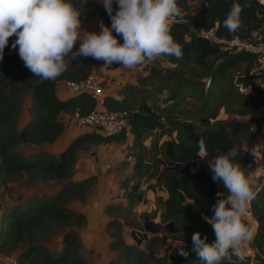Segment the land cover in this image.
<instances>
[{
  "label": "trees",
  "instance_id": "1",
  "mask_svg": "<svg viewBox=\"0 0 264 264\" xmlns=\"http://www.w3.org/2000/svg\"><path fill=\"white\" fill-rule=\"evenodd\" d=\"M197 2V6L194 7L189 6L186 0H178L179 6L184 11V16L182 21L173 23L171 35L182 46V58L192 60L200 66L201 75L208 77L210 81L214 79L216 82H225L227 78L232 79L237 75L238 83L246 85L249 78L259 79L260 74L254 55L245 51L236 53L222 51L218 43L211 42L194 32L192 25H200L205 30L213 28L218 37L227 39L235 35L246 37L251 31L264 24V0H198ZM233 2H239L241 5L248 3L250 6L244 8L242 12L240 29L230 33L223 26V21ZM80 7L82 10L81 19L89 17L96 9L90 1L83 2ZM113 35L116 34L113 33ZM9 39L14 42L16 37L13 36ZM118 42L123 43V40ZM12 50L13 48L7 45L4 49L3 59L0 60V185H5L9 179L22 171L32 175L36 174L38 178L44 180L58 178L66 179V181L54 194L34 195L25 203L12 205L2 213L0 217V250L9 253L18 249L25 242L28 244L16 256L18 264H26L27 260L32 259L34 255L42 256L43 261L48 264H83L82 258L77 253L80 243L76 232L64 231L61 238L62 247L56 254L46 251L43 246L34 242L36 234L40 230H48L54 226L62 228L72 218L75 221L84 220L82 213H75L66 206L71 198H77L80 201L85 199L86 184L92 178L85 177L80 180L68 178L75 162L76 152L81 148L84 140L71 141L57 155L48 153L44 149L20 152L15 148L18 144L25 142L39 145L52 143L65 128L64 123L59 119L62 112L72 113L78 110L85 113L99 108L95 98L89 93H80L66 99H59L55 90L56 84L62 80L86 79L92 72L91 64L88 60L77 63L70 62L67 71L61 76L55 80H43L34 76L24 66V63L16 61L18 58L9 52ZM167 58L172 63L180 61L175 57ZM253 67L255 68L254 74L248 77L238 75L241 71L249 72ZM171 74L175 77V87L170 98H175L178 87H195L197 85L193 77ZM118 94V98L105 95L101 107L116 111L124 110L128 114L129 131L132 132V142L128 147L133 150L129 153L133 172L119 182V187L124 190L129 203H133L137 198L132 179L144 176L148 168L152 167L153 173L146 175V178L154 177L155 184L163 187L168 193L165 200L160 195L156 196V209L159 207L163 209L159 212L160 219L163 222L172 221L174 224H178L181 216L190 212L191 217L196 220L192 229L199 232L202 238L207 234L208 243L214 242V231L204 217L211 218L214 214L213 205L219 199L217 193L226 197L228 192L222 182L212 179L209 166L217 155L235 148L238 152L235 160L248 174L250 164L247 154L241 147L245 126L239 128L233 119H217L218 111L223 105L222 100L217 102L214 110L211 111L207 108L206 118L212 122H202L201 128H199V125H194L191 120L177 118L176 115L164 120L159 109L148 111L149 107L145 103L146 97L137 86L124 85ZM25 95L30 97L28 118L18 128L22 99ZM257 104L259 103H253L239 113L246 114ZM154 129L168 135L175 132L176 140L164 141L157 152L150 154L151 162L149 164L145 160L146 146L143 145L142 140L145 133ZM83 136L109 141L123 139L124 133L103 137L90 131ZM202 138L206 143L209 155L206 159L200 158L189 166L191 175L178 172L177 169L169 166L170 164H179L181 167L188 165L198 154V142ZM157 153L159 156L156 155ZM193 176H197L198 181H195ZM255 198L254 207L258 209V216L261 219L254 234L253 243L257 245L258 250H261L264 245V187L259 189ZM6 213L10 214L8 226L4 223ZM184 240L188 256H182V260L178 264H203L196 253L191 251V236L184 237ZM126 249V255H130L131 247L126 246ZM141 255H143V251H139L135 258L139 261L142 260ZM252 264L261 263L254 262Z\"/></svg>",
  "mask_w": 264,
  "mask_h": 264
},
{
  "label": "rangeland",
  "instance_id": "2",
  "mask_svg": "<svg viewBox=\"0 0 264 264\" xmlns=\"http://www.w3.org/2000/svg\"><path fill=\"white\" fill-rule=\"evenodd\" d=\"M85 1L93 3L96 9L89 17L81 19L82 29L98 34L101 21L105 26L110 27L111 20L102 0H80V5ZM197 1L186 0V3L189 6L196 7ZM112 10L114 15L117 11L116 0H112ZM113 33L116 34L114 31ZM117 38L118 41L122 39V37ZM12 43L13 41L9 39L8 46L10 48H12ZM79 44L80 41H77L73 51L79 48ZM9 52L18 58L16 61L19 60L20 63H23L18 55V46ZM66 59H69L71 63L88 60L92 68L91 73L101 81L105 93L108 88H111L110 91L112 92H118L124 85H137L146 97V105L152 109H159L158 111L164 120L167 117L176 115L177 118L191 120L194 125H199L198 127L201 128L200 124L202 122H212V120L206 118L207 108L211 111L214 110L216 104H218L217 102L222 100L223 105L218 111L217 119H233L239 128L245 126L241 147L247 154L250 164L247 176L255 193L264 187V147H256L258 144L264 145V85L259 79L249 78L246 85L238 83L237 75L232 79L227 78L225 82H216L214 79L210 81L208 77L201 75V67L192 60L182 58L178 63H172L166 56H161L133 69H126L122 65H117V67L114 65L104 66V61L93 59L91 56H80L76 59H71L69 56ZM254 70L253 67L249 72L241 71L238 75L248 77L255 73ZM171 73L183 77H193L197 85L195 87H178L175 98H170V94L175 87V77ZM118 80L124 81L123 83L120 82V87ZM210 86L211 88H209ZM224 90L227 91L224 93ZM253 103L259 104L246 114L239 113ZM29 104L30 97L25 95L22 99L18 128L28 118ZM63 113L59 118L61 120L65 119V130L53 143L39 145L25 142L18 144L15 150L28 152L44 149L48 153L57 155L71 141L84 140L81 148L76 152L75 162L68 178L80 180L85 177H92L86 184L88 193L91 185L100 184L101 169H105L107 173L113 171L114 167L109 166L112 164L111 157H107L106 154L112 150V145H116L118 142L124 143L125 137L121 140L109 141L86 138L83 134H88L91 130L81 127H79L80 129L75 127L72 129L73 123L71 124L69 119L65 118V116L70 118V113L65 114V116ZM78 132H81V134H77ZM129 135L132 136V132H129ZM143 139L146 142L148 141L146 159L150 161V154L157 152L164 141L176 140V133L172 132L171 135H168L157 129L145 133ZM126 147L123 148L124 150L121 149L122 154L126 153L123 157L129 155L128 150L133 151L130 147ZM120 165L124 166L123 163H120ZM153 170L152 167L148 168L145 172L146 175H151ZM124 173H121L122 176L115 178L118 186L119 182L125 177ZM146 175L144 174L138 179L133 178L131 181L135 186L134 191L137 193V198L134 199L133 203H129L124 190L119 187V191L115 192L114 197L110 198L104 209L98 211V217H107V220L86 221L84 219L83 221H75L72 218L62 228L54 226L48 230H40L36 234L34 243L43 246L46 251L56 254L62 247L61 238L64 231H72L78 235L80 246L77 253L82 258L83 264H178L182 260L180 251L182 249L187 251L184 237H192L195 232L192 227L196 220L188 212L181 216L178 224L173 223V227L168 226L158 231L145 230L143 228L145 218L154 223V225H148L149 228L153 229L156 228V224L167 225L170 222H163L160 219L159 212L163 211L161 207L156 209V196L165 192L164 188L155 184L154 177L146 178ZM98 180L99 183H97ZM65 181L66 179L58 178L44 180L38 178L36 174L32 175L23 171L17 173L5 185H0V217L10 206L25 203L27 199L34 195L54 194ZM255 199L251 203L249 214L244 217V222L254 229V234L261 219L258 216V209L254 207ZM84 200L71 198L66 206L75 213H83L80 208L84 205ZM9 218L10 214L6 213L4 223L7 226ZM95 233L101 238L99 244L85 241L90 234ZM27 244L24 242L18 249L9 253L17 256L18 252ZM126 246L131 247L132 253L130 252V255H126ZM139 251H143L142 260L140 261L135 258ZM254 262L264 264V245L261 250H258L252 239L241 245L238 251H230L222 264H252ZM26 264L48 263L43 261L42 256L34 255L32 259L27 260Z\"/></svg>",
  "mask_w": 264,
  "mask_h": 264
},
{
  "label": "clouds",
  "instance_id": "3",
  "mask_svg": "<svg viewBox=\"0 0 264 264\" xmlns=\"http://www.w3.org/2000/svg\"><path fill=\"white\" fill-rule=\"evenodd\" d=\"M111 25L100 22V32L82 29L80 0H0V60L9 38L15 36L13 49L34 76L55 80L67 71L71 59L89 57L104 61V66L122 65L133 69L161 56L182 59V46L171 35L173 23L183 18L178 0H102ZM233 2L223 21L230 32L242 25V12L249 7ZM113 31L116 35H113ZM117 37H122L123 43ZM77 41L79 48L73 51ZM198 156L209 155L203 138L198 142ZM256 147H264L258 144ZM235 148L217 155L209 166L214 181L222 182L228 192L213 205L211 218L204 217L214 231L215 240L208 243L207 234H192V248L203 264H221L232 250L251 241L254 229L244 222L256 193L251 181L235 157ZM195 171V169H193ZM180 255L187 257L182 249Z\"/></svg>",
  "mask_w": 264,
  "mask_h": 264
},
{
  "label": "built area",
  "instance_id": "4",
  "mask_svg": "<svg viewBox=\"0 0 264 264\" xmlns=\"http://www.w3.org/2000/svg\"><path fill=\"white\" fill-rule=\"evenodd\" d=\"M183 19L177 18L176 22ZM197 34L211 42H216L222 51L236 53L245 51L254 55L259 80L264 85V24L258 29L251 31L246 37L235 35L232 38H223L215 35L213 28L205 30L200 25H192ZM69 96L80 93H89L95 98L96 103L102 105L105 96L101 81L91 73L83 80H62ZM77 127L87 128L102 136L108 137L129 131L128 114L124 110H109L106 108H94L81 113L75 110L71 113ZM0 264H18L16 255L0 250Z\"/></svg>",
  "mask_w": 264,
  "mask_h": 264
},
{
  "label": "crops",
  "instance_id": "5",
  "mask_svg": "<svg viewBox=\"0 0 264 264\" xmlns=\"http://www.w3.org/2000/svg\"><path fill=\"white\" fill-rule=\"evenodd\" d=\"M115 67H117V65ZM120 82L123 83L124 81L123 80L122 81L118 80L119 87H120ZM133 86H137V85H133ZM108 89H106L107 90L106 93L104 92L105 95H111V96L116 97V98L119 97V94H118L117 91H113L112 92V91H110V90H112L111 88H108ZM55 90H56V95L58 96L59 99H66V98L71 97V96L68 95L63 81H60V82H58L56 84ZM97 106L99 108L101 107V105H99L98 103H97ZM155 109H157V108H155ZM147 110L151 111L152 108L149 107ZM65 114H69V113L64 112L63 115L65 116ZM60 115H59V117H60ZM69 117L70 118L65 116L66 119H69L71 124L73 123L72 124V129L74 127L77 128V129H80L79 127L76 126V124L74 122V119L71 116V113L69 114ZM64 120L65 119H62L61 121L64 123ZM64 125H65V123H64ZM64 130H65V128H64ZM155 130L156 129H154L153 131H155ZM129 132L130 131L124 133V137H125L124 138V143L123 142L122 143L118 142L116 144V145H118L117 147H116L115 144L112 145L111 146L112 150L109 153L106 154L107 157H111L110 161L112 162V164L111 165L108 164V165L112 166V168L114 167L113 171L107 173L105 169H101L100 184L91 185L89 187L88 193H87L86 198L84 200V205L82 206V208H80L81 212H83L82 214H83L84 219L86 221H99L101 219H102V221L107 220V217H102V218L98 217V211L100 209L101 210L104 209L105 204H108L110 198L114 197L113 195L115 194V192L119 191V186L116 183V179L115 178H117L119 176H122L121 173L125 172L124 174H125V177H126V176H130L132 174V172H133L131 156L129 154V153H131V151L128 150V154L129 155H126L125 157H123V156L126 153L122 154V150H124L123 148L126 147V146L128 147V145L132 142V136L129 135ZM71 133H73V132H71ZM77 134L80 135L81 132H78ZM147 142L144 139L142 140L143 145H145L146 147L148 145ZM110 154H111V156H110ZM157 156H159V154ZM114 159H116L117 161L114 160ZM145 160H146L147 163L150 164L151 157H150V161H148L146 159V157H145ZM120 163H123L124 166H121ZM145 175H146V173H145ZM97 183H99V180H98ZM160 196L162 197L163 200H165L167 198V196H168V193L165 191ZM85 241H88L90 243L99 244L101 242V238H100L99 235H97L95 233V234H90L85 239Z\"/></svg>",
  "mask_w": 264,
  "mask_h": 264
},
{
  "label": "water",
  "instance_id": "6",
  "mask_svg": "<svg viewBox=\"0 0 264 264\" xmlns=\"http://www.w3.org/2000/svg\"><path fill=\"white\" fill-rule=\"evenodd\" d=\"M199 160V156H198V154L195 156V158L192 160V161H190V163L188 164V165H186L185 167H181L179 164H170L169 166L170 167H173V168H175V169H177V171L178 172H182V173H185V174H187V175H191L190 174V171H189V166L192 164V163H195V162H197ZM193 179L195 180V181H198V178H197V176H193ZM139 198H140V196H139ZM148 225H154V223L152 222V221H148L147 220V218H145V223H144V225H143V228L145 229V230H147V231H158V230H160V229H164V228H166V227H173V222L172 221H170L169 223H167V225H161V224H156V228L155 229H153V228H149L148 227Z\"/></svg>",
  "mask_w": 264,
  "mask_h": 264
}]
</instances>
